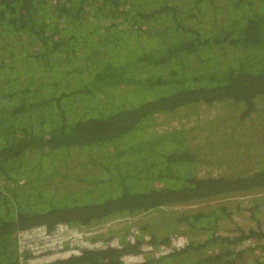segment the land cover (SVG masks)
Here are the masks:
<instances>
[{"label":"trees","instance_id":"trees-1","mask_svg":"<svg viewBox=\"0 0 264 264\" xmlns=\"http://www.w3.org/2000/svg\"><path fill=\"white\" fill-rule=\"evenodd\" d=\"M263 203L264 0H0V264H264Z\"/></svg>","mask_w":264,"mask_h":264},{"label":"rangeland","instance_id":"rangeland-1","mask_svg":"<svg viewBox=\"0 0 264 264\" xmlns=\"http://www.w3.org/2000/svg\"><path fill=\"white\" fill-rule=\"evenodd\" d=\"M162 120V117H159V119H157V122L156 123H160ZM156 131L158 132H162V131H165L163 128H160V129H155ZM80 161V158L78 157L77 153H74V155L71 157V163H70V160H69V167H72V166H75L79 163ZM212 206H214L216 203H210ZM264 204V203H263ZM192 208H194L193 206H191ZM65 246H69L68 244V241L64 242Z\"/></svg>","mask_w":264,"mask_h":264},{"label":"built area","instance_id":"built-area-1","mask_svg":"<svg viewBox=\"0 0 264 264\" xmlns=\"http://www.w3.org/2000/svg\"><path fill=\"white\" fill-rule=\"evenodd\" d=\"M18 243V246H17V251H18V254L19 255H21L23 252H21V245H20V243L19 242H17ZM252 244V243H251ZM251 244H250V246H251Z\"/></svg>","mask_w":264,"mask_h":264},{"label":"clouds","instance_id":"clouds-1","mask_svg":"<svg viewBox=\"0 0 264 264\" xmlns=\"http://www.w3.org/2000/svg\"><path fill=\"white\" fill-rule=\"evenodd\" d=\"M64 242H66V241H64ZM64 242H63V244H64ZM65 245V244H64Z\"/></svg>","mask_w":264,"mask_h":264}]
</instances>
